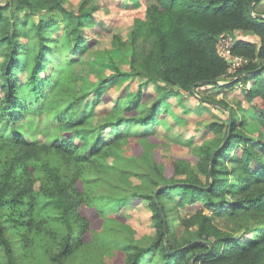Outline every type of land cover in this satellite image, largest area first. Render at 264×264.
Masks as SVG:
<instances>
[{"label": "trees", "instance_id": "obj_1", "mask_svg": "<svg viewBox=\"0 0 264 264\" xmlns=\"http://www.w3.org/2000/svg\"><path fill=\"white\" fill-rule=\"evenodd\" d=\"M89 1L74 9L71 0H0V264H264L263 0H156L134 21L129 70L100 75L92 100L75 71L93 56ZM237 30L259 40H237L231 53L246 61L232 68L218 36ZM124 77L141 86L99 107ZM149 82L168 90L145 95ZM195 84L220 88L222 97L205 99L232 113L231 126L211 122L216 136L190 158L163 154V100L193 95ZM243 101L259 124L253 132L237 115ZM129 196L148 201V240L123 223ZM89 212L104 220L100 232Z\"/></svg>", "mask_w": 264, "mask_h": 264}, {"label": "rangeland", "instance_id": "obj_2", "mask_svg": "<svg viewBox=\"0 0 264 264\" xmlns=\"http://www.w3.org/2000/svg\"><path fill=\"white\" fill-rule=\"evenodd\" d=\"M83 0H71L70 8H78ZM156 0H90L89 4L94 5L92 12L95 22L94 29H85L84 33L94 40L92 44L93 56H87V62L83 65H77L75 71L78 74L85 75L84 88L89 93V98L95 96L96 91H93L100 75L108 76L113 73L116 68L129 70V60L131 55V45L129 35L134 27L136 18H145L147 8L155 3ZM259 11L264 10V0L258 6ZM40 14L33 15L31 21L37 20ZM47 17L48 14H42ZM59 21L62 15L59 11L51 14ZM264 15V14H263ZM41 16V15H40ZM58 32H61L62 26L57 27ZM119 36V40L116 39ZM232 37L236 40L247 39L258 41L259 38L252 32L234 31ZM219 49L222 54L228 59L232 66H236L244 61L242 57L234 58L227 52L225 42L219 43ZM4 46H0V62L3 61ZM230 78L229 75L220 78V83ZM237 90L245 86V82L238 84ZM249 86V83H246ZM141 86L137 78L124 77L118 83L108 85L105 90V97L108 99L99 107H110L112 97H117L119 94L133 93ZM145 95L159 94L168 90L165 83L149 82L144 88ZM205 96L219 98L223 94L219 87L212 84H197L194 94L170 93L163 100L166 106V111L162 121L158 124L159 130L157 137L163 140L161 153L191 157L196 148L210 140L216 133L208 126L213 121L227 123L229 118V110L212 101L205 99ZM147 99V96H146ZM233 103V99L231 100ZM242 111L237 115L239 117H247V129L253 132L259 128L258 122L253 117V109L247 101H243ZM232 114V113H231ZM59 134V132H57ZM133 182H139L136 177H131ZM125 207L121 215L123 223L128 228H131L130 236L133 239H145L153 237L156 234V228L152 221V211L148 205V201H141L134 204L129 196L124 200ZM92 217V222L98 228V232L103 230L104 220L99 218L95 212H89ZM184 216H188L183 212ZM172 228L177 236L183 232V225L180 220L172 221ZM127 239L126 230L119 233L117 236L110 239L114 246L120 245ZM115 262L119 261V256L114 257Z\"/></svg>", "mask_w": 264, "mask_h": 264}, {"label": "built area", "instance_id": "obj_3", "mask_svg": "<svg viewBox=\"0 0 264 264\" xmlns=\"http://www.w3.org/2000/svg\"><path fill=\"white\" fill-rule=\"evenodd\" d=\"M222 41L225 42V44L227 45V47H228L227 52L231 56L232 55V53H231L232 47L237 42V40L232 37V33H223V34H221V35L218 36V50H219V53L228 61V59L222 54V52L219 49V43L220 42L222 43ZM232 56H234V55H232ZM239 57L240 56H235L234 58H239ZM233 67H235V66H232V68Z\"/></svg>", "mask_w": 264, "mask_h": 264}, {"label": "water", "instance_id": "obj_4", "mask_svg": "<svg viewBox=\"0 0 264 264\" xmlns=\"http://www.w3.org/2000/svg\"><path fill=\"white\" fill-rule=\"evenodd\" d=\"M254 1H257V0H254ZM250 10H251V12L253 11V3L251 4ZM258 16L264 17L263 14H258ZM196 85H197V84H195L194 86H196ZM194 86H193V88H194ZM193 88H192V89H193ZM231 122H232V114H231V112H229V123H230V126H231ZM230 131H231V128L229 129V132H230ZM224 142H225V141H224ZM214 155H215V154H213L212 159H211V167H212V162H213ZM211 167H210V169H211ZM165 229H166V226H165ZM166 241H167V239H166ZM169 252H170V250H169Z\"/></svg>", "mask_w": 264, "mask_h": 264}, {"label": "crops", "instance_id": "obj_5", "mask_svg": "<svg viewBox=\"0 0 264 264\" xmlns=\"http://www.w3.org/2000/svg\"><path fill=\"white\" fill-rule=\"evenodd\" d=\"M241 31V30H240Z\"/></svg>", "mask_w": 264, "mask_h": 264}]
</instances>
